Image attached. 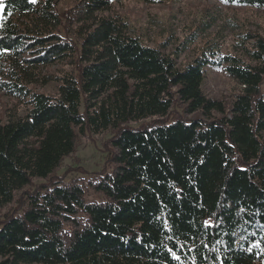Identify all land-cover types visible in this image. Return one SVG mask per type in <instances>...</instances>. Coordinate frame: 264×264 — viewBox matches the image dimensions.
<instances>
[{"label":"trees","instance_id":"1","mask_svg":"<svg viewBox=\"0 0 264 264\" xmlns=\"http://www.w3.org/2000/svg\"><path fill=\"white\" fill-rule=\"evenodd\" d=\"M182 1H2L0 264H264V0H215L263 24L185 66L203 31L166 52L122 12ZM208 69L236 91L208 97ZM97 137L102 168L66 181Z\"/></svg>","mask_w":264,"mask_h":264},{"label":"rangeland","instance_id":"2","mask_svg":"<svg viewBox=\"0 0 264 264\" xmlns=\"http://www.w3.org/2000/svg\"><path fill=\"white\" fill-rule=\"evenodd\" d=\"M2 1L0 0V14L2 11ZM74 0H60L59 12L68 8ZM215 0H184L170 5L152 6L150 8L129 7L123 9L136 29L144 32V36L151 40L152 44H164L165 51L169 52L175 47L183 48V42L192 40L191 34L203 31V37H198L190 45V49L184 53L178 63L185 66L193 57L199 53L206 41L211 44H218L223 52L232 53L238 40L236 35L240 32L241 24L251 32L260 29L261 14L254 10L229 11L226 8L216 9ZM235 13L234 15H231ZM234 16V17H230ZM243 22L241 23V21ZM239 24V25H235ZM263 24V23H262ZM208 25V27L206 26ZM145 38V39H146ZM151 44V45H152ZM185 44V45H187ZM210 45V44H209ZM203 83V90L210 98H218L222 95H232L236 91V84L223 70L208 69ZM47 93H54L55 86H47L44 90ZM9 102L0 94V116L5 105ZM103 138L97 137L93 141L79 139L75 153L64 160L59 174L62 175L66 170H70L66 181L83 178L78 172L73 170L82 169L89 176L98 172L104 162L101 153V143ZM96 195L92 191L87 192V199L93 201Z\"/></svg>","mask_w":264,"mask_h":264},{"label":"snow or ice","instance_id":"3","mask_svg":"<svg viewBox=\"0 0 264 264\" xmlns=\"http://www.w3.org/2000/svg\"><path fill=\"white\" fill-rule=\"evenodd\" d=\"M32 2H35V0H32ZM225 2H227V0H225Z\"/></svg>","mask_w":264,"mask_h":264}]
</instances>
